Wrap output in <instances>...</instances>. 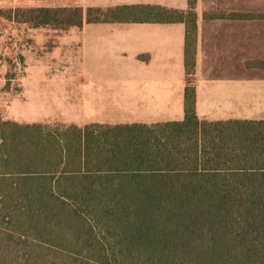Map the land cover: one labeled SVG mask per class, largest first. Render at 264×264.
<instances>
[{
  "label": "trees",
  "instance_id": "obj_1",
  "mask_svg": "<svg viewBox=\"0 0 264 264\" xmlns=\"http://www.w3.org/2000/svg\"><path fill=\"white\" fill-rule=\"evenodd\" d=\"M189 6L0 10V38L139 19L184 22L188 39ZM194 95L181 122L153 126L0 117V264H264V121H200Z\"/></svg>",
  "mask_w": 264,
  "mask_h": 264
},
{
  "label": "crops",
  "instance_id": "obj_2",
  "mask_svg": "<svg viewBox=\"0 0 264 264\" xmlns=\"http://www.w3.org/2000/svg\"><path fill=\"white\" fill-rule=\"evenodd\" d=\"M188 2L74 0L83 9L151 6L183 13L189 11ZM192 9L196 19L188 39L184 22H84L77 30L76 66L61 71L65 78L44 97L45 104L74 107L69 125L80 128L153 126L183 120L185 88L192 86L200 121H264V67L256 66L264 63V19L209 18L264 13V4L199 0ZM187 60L193 62L190 70Z\"/></svg>",
  "mask_w": 264,
  "mask_h": 264
},
{
  "label": "rangeland",
  "instance_id": "obj_3",
  "mask_svg": "<svg viewBox=\"0 0 264 264\" xmlns=\"http://www.w3.org/2000/svg\"><path fill=\"white\" fill-rule=\"evenodd\" d=\"M198 2L199 0H189L188 3L194 5ZM18 3L19 9L77 7L74 0H0V10L17 9L15 7ZM202 3L264 4V0H202ZM250 15L261 16L264 13ZM77 30L75 27H45L25 30L19 36L13 30L2 35L0 117L3 120L20 124L37 120L50 129L66 127L73 121L76 116L74 107L60 108L57 102L49 107V101L45 104L44 97L59 85L60 78H65L61 71L74 69L76 66ZM56 93L59 95L61 92Z\"/></svg>",
  "mask_w": 264,
  "mask_h": 264
}]
</instances>
